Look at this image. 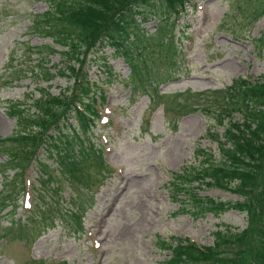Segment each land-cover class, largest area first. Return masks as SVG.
Here are the masks:
<instances>
[{
    "label": "rangeland",
    "instance_id": "1",
    "mask_svg": "<svg viewBox=\"0 0 264 264\" xmlns=\"http://www.w3.org/2000/svg\"><path fill=\"white\" fill-rule=\"evenodd\" d=\"M258 1L191 0L196 7L186 5L174 30L182 61L173 80L156 86L158 96L148 89L131 93L124 80L129 67L115 56L114 45L104 42L91 53V78L106 76L99 67L102 56L115 72V80L102 85L106 99L88 132L98 158L76 157L60 165L57 155L44 153L48 173L32 161L20 187L14 162L0 152V264H167L170 253L161 240L176 244L189 237L212 245L216 230L247 226L245 212L198 216L189 211L195 188L202 198L223 201L239 199L232 192L196 183L176 191L172 180L175 172L200 162L198 148L219 159V143L209 131L221 134L231 126L217 104L186 91L222 88L242 76L254 81L264 71V44L254 41L263 34L264 14L254 21L249 14ZM46 8V0H0V138L14 134L10 106L27 109L40 88L56 94L72 84L63 76L45 81L36 75L62 59L55 53L38 65L32 49L50 40L30 27ZM156 24L148 17L141 26L152 33ZM184 103L214 112L188 111ZM231 116L242 122L241 114ZM5 145L11 144L0 143Z\"/></svg>",
    "mask_w": 264,
    "mask_h": 264
},
{
    "label": "trees",
    "instance_id": "2",
    "mask_svg": "<svg viewBox=\"0 0 264 264\" xmlns=\"http://www.w3.org/2000/svg\"><path fill=\"white\" fill-rule=\"evenodd\" d=\"M46 1L47 8L36 14L30 27L38 36L50 40L32 49L37 54L38 65L55 53L62 59L52 70L42 67L36 75L45 81L63 76L72 79L73 85L56 94L49 92L48 87L40 88L39 97L24 106L27 109H20L18 103L9 107V115L15 117L14 134L0 138L1 144H11L0 147V152L5 151V160L14 162L19 180L32 161L48 173L42 163L44 153L57 155L60 165L67 159L74 163L76 157L98 158L94 145L88 140V132L100 117L96 102L102 103L106 97L102 85L113 82L115 72L102 56L98 58L102 59L99 67L106 76L91 78L90 60L91 53L104 42L114 45L115 56L128 65L129 74L124 80L133 94L148 89L152 96H158L156 86L173 80L182 61L181 50L175 42V19L188 0ZM254 7L249 12L253 21L264 14V0H259ZM148 17L157 19L152 33L145 32L141 26ZM254 41L262 47L264 31ZM186 92L217 104L221 109L217 113L229 117L231 126L221 134L209 131L210 139L219 143L220 158L205 148H198L196 156L202 157L200 162L175 172L172 187L186 191L196 183L198 187L228 190L239 199L202 198L195 188V192L190 191L189 211L203 216L236 210L245 212L248 222L241 231L216 230L210 246H199L186 238H179L176 244L161 240V248L170 253L166 263L264 264V72L254 81L239 77L222 88ZM179 93L183 92L174 94ZM188 106L183 104L188 111L205 109L203 105ZM29 109L33 111L30 113ZM210 111L214 112L205 109L207 115ZM235 113L241 114L242 122L233 121L231 115ZM50 130L53 133H49ZM44 180L50 181L51 176ZM33 219L36 214L29 217L30 221Z\"/></svg>",
    "mask_w": 264,
    "mask_h": 264
}]
</instances>
